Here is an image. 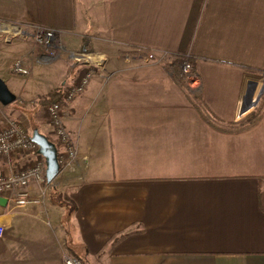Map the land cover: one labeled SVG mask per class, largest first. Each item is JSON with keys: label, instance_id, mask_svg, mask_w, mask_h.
Listing matches in <instances>:
<instances>
[{"label": "crops", "instance_id": "1", "mask_svg": "<svg viewBox=\"0 0 264 264\" xmlns=\"http://www.w3.org/2000/svg\"><path fill=\"white\" fill-rule=\"evenodd\" d=\"M0 22L55 29L64 51L43 62L35 41L14 38L29 47L0 61L16 95L0 102V130L30 122L56 142L40 111L57 89L78 147L43 203L5 196L0 264H264V0H0ZM68 51L106 63L65 102L85 68ZM33 161L0 156V174Z\"/></svg>", "mask_w": 264, "mask_h": 264}, {"label": "built area", "instance_id": "2", "mask_svg": "<svg viewBox=\"0 0 264 264\" xmlns=\"http://www.w3.org/2000/svg\"><path fill=\"white\" fill-rule=\"evenodd\" d=\"M5 26L7 25H3V27ZM30 26H26L27 29ZM34 28V32H29L27 29L22 31L20 26H15L14 32L15 34L24 33V36L31 37L35 42L43 45L46 48V54L44 56L47 60L56 58L58 56L55 52L58 39L57 30L45 26H34ZM67 57L73 66L81 64L85 68L81 70L76 82L66 89L64 93L65 102L72 101L77 95L82 93L92 80L96 71L103 70L106 63L105 58L89 51H68ZM153 57V53L148 55L149 59ZM12 68L15 73L20 75H28L30 73L24 61L19 58L14 61ZM181 74L189 88L196 89L200 86L201 81L194 71L190 55H187L182 61ZM45 110L49 121L54 127L53 132L56 137L55 143H57L58 147L61 173L69 168L77 159V143L65 127L64 118L67 111L63 103L60 101L52 102L47 104ZM38 150V145L26 134L24 128L18 121L10 119L6 126L0 130V156L10 158L16 153L34 156V161L24 168L13 171L8 175L0 174V196H8V199L16 206L25 207L30 204L43 203L48 197L54 182V180L51 182L48 181L46 176V161L39 154ZM33 182L39 185L38 193L35 195L31 193L30 189V185ZM5 232V225L0 222V239L4 238ZM64 262L65 264H84L81 259L72 254L66 255Z\"/></svg>", "mask_w": 264, "mask_h": 264}, {"label": "water", "instance_id": "3", "mask_svg": "<svg viewBox=\"0 0 264 264\" xmlns=\"http://www.w3.org/2000/svg\"><path fill=\"white\" fill-rule=\"evenodd\" d=\"M256 83H251L250 86L255 87ZM254 96L253 89H249L245 97V106L243 111H246L250 106V101ZM16 100V95L10 90L9 86L0 77V102L3 105H8ZM31 139L38 145L39 154L46 160V176L49 182L55 180L60 173V163L58 157L57 144L51 140L46 134L42 133L39 128H34L31 134ZM8 199L5 196H0V205H6Z\"/></svg>", "mask_w": 264, "mask_h": 264}, {"label": "rangeland", "instance_id": "4", "mask_svg": "<svg viewBox=\"0 0 264 264\" xmlns=\"http://www.w3.org/2000/svg\"><path fill=\"white\" fill-rule=\"evenodd\" d=\"M7 23L8 22H3V23L0 22V25H2V26H0V39L3 40V41L12 40L14 38H19V37H21V38H25L26 37V36H24V33L15 34V32H14L15 31L14 30L15 26H18V27L20 26L21 30L23 31L24 29H27L26 26L31 25L29 27V29H27L29 32H34V29H35L34 26H41V25H36V24H27V25L26 24H24V25L20 24V25H15L14 27H12L13 26L12 24L10 25V24H7ZM3 25H7V26H5L6 28L3 27ZM1 27H3V28H1ZM29 39H32L34 41V39L31 38V37H29ZM35 44L37 45V47L39 48L40 51H42L43 53L46 54V48L43 45H41V44H39L37 42H35ZM59 44H60V42L57 39V42H56L57 48L55 49V52L57 53L58 56L64 53V51H62V49H60ZM28 47H29V44H27L26 42H21L20 39H14L13 42L10 43V44H8L7 42H4V43L2 42V44L0 43V61L4 60L5 56H7L6 54L9 53L8 51L12 50V52H14V54H15V52H17L19 50H23L24 48L28 49ZM10 48H11V50H10ZM8 56H9V54H8ZM19 59H22V58H19ZM41 59L43 60V62L51 61V60H47L45 58V56H43ZM16 76H18V75H16ZM18 78H20V77H18ZM46 106H47V104L41 109L40 112L42 113V116L46 120H49L48 117H47V114H46V110H45ZM19 123L22 126H25L28 131H33V125L30 122H24V124H22L21 122H19Z\"/></svg>", "mask_w": 264, "mask_h": 264}, {"label": "trees", "instance_id": "5", "mask_svg": "<svg viewBox=\"0 0 264 264\" xmlns=\"http://www.w3.org/2000/svg\"><path fill=\"white\" fill-rule=\"evenodd\" d=\"M58 94H60V90H52L46 97H44V98H42L41 99V102L42 103H46V104H50V103H52V102H57V101H59V99H57V98H55V96L56 95H58ZM20 124V123H19ZM21 125V124H20ZM22 126V125H21ZM23 128H24V130H25V132H26V134L29 136V137H31V134H32V132L33 131H28L27 130V128L25 127V126H22ZM37 126L34 124V126H33V129L34 128H36ZM57 144V143H56ZM126 236V234H124V235H121L120 237H116L115 238V241H118V240H120L121 238H123V237H125Z\"/></svg>", "mask_w": 264, "mask_h": 264}]
</instances>
